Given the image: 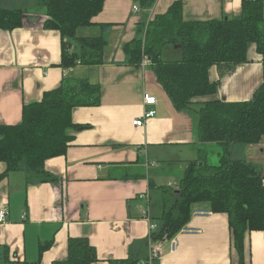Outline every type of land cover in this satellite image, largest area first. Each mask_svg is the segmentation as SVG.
Masks as SVG:
<instances>
[{"label": "crops", "instance_id": "1", "mask_svg": "<svg viewBox=\"0 0 264 264\" xmlns=\"http://www.w3.org/2000/svg\"><path fill=\"white\" fill-rule=\"evenodd\" d=\"M176 1L155 0L145 9L140 0H107L93 20L112 24L110 29L103 32L94 25L79 32L105 36L104 62L64 68L61 34L44 27L46 16L39 0H0L4 8L27 12L23 26L12 31L0 28V124L20 123L24 105L41 100L64 78L87 79L102 88L100 105L73 110V121L89 127L69 130L74 141L66 154L46 161L45 168L55 181H30L25 169L0 179V209L9 210L0 223V246L9 248L11 259L53 264L67 258L68 239L78 236L88 237L95 246L99 261L94 264L131 255L148 259L151 230L143 210L148 208L160 225L163 188L173 185L172 181L161 184L173 176L168 169L179 163L183 177L201 149L222 148L199 141L195 116L174 107L151 63L125 62L124 46L136 36L139 23L165 13ZM181 1L184 20L206 21L240 16L244 0ZM167 53L164 58H171L172 52ZM263 77V60L255 45L248 51L247 62L231 69L218 65L210 69L211 81L219 83L214 97L228 102L252 99ZM145 93L156 96L155 105L144 104ZM146 109L157 113L144 125H135ZM230 153L254 164L264 178V136L257 143H233ZM159 162L165 164L159 166ZM6 167L0 161V175ZM147 191L149 203L138 197ZM188 225L203 231L179 234L175 251L169 238L156 241L162 256L153 264H241L227 214L192 215ZM41 245L47 246L43 254ZM244 245V264H264L263 231H248ZM0 264L7 263L0 259Z\"/></svg>", "mask_w": 264, "mask_h": 264}, {"label": "trees", "instance_id": "2", "mask_svg": "<svg viewBox=\"0 0 264 264\" xmlns=\"http://www.w3.org/2000/svg\"><path fill=\"white\" fill-rule=\"evenodd\" d=\"M107 0H39L46 16L44 27L58 30L62 38L64 68L77 64L96 65L104 62L107 40L103 34L84 36L80 30L100 25L105 30L112 24L94 22ZM155 0H140L151 8ZM26 11L0 5V28L14 30L24 25ZM255 45L262 56L264 75V1L244 0L240 16L212 20L183 18L182 1L153 20L139 23L136 36L124 46L126 63L140 65L144 57L151 66L174 107L193 114L201 143L222 146L219 162L209 163L201 149L198 159L189 162L184 176L175 188H163V213L158 229L151 234L154 242L177 234L188 224L197 205H208L214 213L229 217L234 245L244 264V243L248 231L264 232V178L254 164L233 158V143L251 144L264 136V77L253 98L228 102L214 95L219 83L210 79L211 67L231 69L248 61V51ZM171 49H166V48ZM166 50L178 53L165 59ZM102 88L87 79L64 78L60 86L46 91L41 100L25 104L22 121L0 124V161L6 170L25 169L30 181H55L46 168L50 158L66 154L74 141L71 129H84L89 124L73 121V110L101 104ZM47 249L40 246V254ZM0 259L7 264H39L10 258L7 246H0ZM147 260V259H146ZM135 256L111 259L109 264H144ZM97 250L88 237L68 239V255L53 264H94Z\"/></svg>", "mask_w": 264, "mask_h": 264}, {"label": "built area", "instance_id": "3", "mask_svg": "<svg viewBox=\"0 0 264 264\" xmlns=\"http://www.w3.org/2000/svg\"><path fill=\"white\" fill-rule=\"evenodd\" d=\"M135 10H139V7L135 6ZM150 63V59L148 57H144L142 60V65H148ZM157 102L156 96L150 94V93H145L144 95V104L145 105H155ZM156 110L155 109H146L143 113V115L137 119L134 120V124L137 126H142L145 124L146 119L151 118L156 115ZM140 199L145 200L147 203H149L150 200V195L147 192H143L139 194L138 196ZM214 212L212 209L209 207H202V206H196L193 209L192 215L194 216H208L213 214ZM9 215V210L7 208H1L0 209V223H3ZM143 217H145L149 221V228L151 230L149 234V243H150V254L149 258L145 261L144 264H153V261L159 257L162 256V250L161 247L157 244V242H154L151 238V234L158 229V224L151 218L149 209H144L143 210ZM203 230L200 228L196 227H191L188 224L184 225L180 231L169 238L170 245H171V250L175 251L178 247V235L181 233H189V234H196L200 233Z\"/></svg>", "mask_w": 264, "mask_h": 264}, {"label": "rangeland", "instance_id": "4", "mask_svg": "<svg viewBox=\"0 0 264 264\" xmlns=\"http://www.w3.org/2000/svg\"><path fill=\"white\" fill-rule=\"evenodd\" d=\"M169 49H171V48L169 47ZM166 54H167V56H169L167 53V50H166ZM173 56L177 57L178 53L177 52L173 53V55L171 57H173ZM203 150H204V153H206V155H207V159H208L209 163H211V164H217L219 162V158H220L219 154H220V152H223L222 149L220 147H217V146L206 147ZM164 164H165V162H159V166L164 165ZM173 164H175L174 168L168 169V171H167L168 173L172 174L173 176L171 178H164L161 181V184L163 183L162 185H164V186H167L168 182L172 181L173 185L170 188H175L176 184L177 183L179 184L181 177H182V176H180L181 169H178L179 163L174 162ZM154 193L155 192H153V200L152 201L156 202V200H155L156 196Z\"/></svg>", "mask_w": 264, "mask_h": 264}, {"label": "clouds", "instance_id": "5", "mask_svg": "<svg viewBox=\"0 0 264 264\" xmlns=\"http://www.w3.org/2000/svg\"><path fill=\"white\" fill-rule=\"evenodd\" d=\"M238 2H239V0H238Z\"/></svg>", "mask_w": 264, "mask_h": 264}]
</instances>
